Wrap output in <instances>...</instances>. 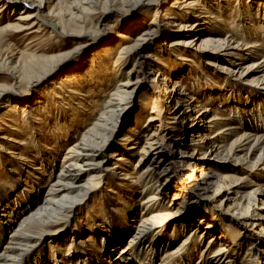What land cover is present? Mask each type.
<instances>
[{"label":"bare ground","instance_id":"bare-ground-1","mask_svg":"<svg viewBox=\"0 0 264 264\" xmlns=\"http://www.w3.org/2000/svg\"><path fill=\"white\" fill-rule=\"evenodd\" d=\"M229 1L240 3L0 0V19H9L0 34L27 38L46 30L72 46L44 57L11 52L0 61L11 80L0 85V101L7 99L0 130L14 132L0 135L1 165L12 177V189L0 188V264H264V0H247L237 7L241 14L226 11ZM141 8L142 17L114 25ZM9 10L18 12L9 17ZM102 26L120 29L100 47L110 65L91 53L85 77L97 82L71 89L80 69L63 72L62 64L91 48ZM201 74L226 83L182 89L181 79ZM149 77L159 91L141 87ZM46 82L42 93L57 100L49 115L71 132L51 152L43 142L22 153L11 116L22 110L25 122L32 111L10 96ZM94 99L100 110L89 118ZM134 99L141 106L126 119ZM39 129L32 126V143H42ZM194 195L215 205L211 214ZM74 216V228L47 230Z\"/></svg>","mask_w":264,"mask_h":264},{"label":"rangeland","instance_id":"rangeland-1","mask_svg":"<svg viewBox=\"0 0 264 264\" xmlns=\"http://www.w3.org/2000/svg\"><path fill=\"white\" fill-rule=\"evenodd\" d=\"M168 2H170V0H167V3ZM238 4H239V6H238ZM237 7L245 9L247 7V0H240V3H235L234 1H229V5H227L226 11L228 13H230V10H231V11H234L235 14H237L239 12L238 11L239 9H237ZM145 11L146 10L144 8H141V9H139L137 11L133 10L130 13V15L124 14L119 19V21L117 20L115 22L114 25L116 26L118 23H120V24H118L119 28L122 25H127L128 22L131 21L132 19H137V18L142 17L143 14L145 13ZM17 12L18 11H14V10L13 11H10V10L7 11V13L9 14L8 15L9 17L10 16L15 17ZM238 14H241V13L239 12ZM159 15H160V13H159ZM7 18L8 17L5 16V17H2V19H0V27L1 26L3 27L4 25H6L8 23L7 21H9V19H7ZM119 28H116L115 30L114 29H111V30H114L113 33H115V32L120 31ZM108 29L109 28L106 27V26L98 27V30H97V32L94 35L95 37L90 41V43L92 44V47L91 48L90 47H83V48L78 49L71 59L67 60L66 63L62 64L63 68H62L61 71H63V70L67 71V70H71V69H76V70L80 69L79 70L80 74H78V75L76 74V76H77V77L75 76L76 77V82L72 83L74 86L72 85L71 89H76V88H79V87L80 88L81 87L89 88L91 81L97 82V81L92 80V79L89 80V78L85 77V71L89 68V67H87L85 69V62L90 57L89 55L91 53L96 54L95 51H97L96 55L102 58L101 62H103L105 66H109L110 65V64L108 65V58H107V55H106L107 53L104 52L105 48H100V47L104 46V44H106V42L110 39V36H112V34H113L112 32H110L111 34L108 33L106 31ZM234 30L236 31V29H234ZM45 31H43L40 34L29 36L27 38L25 36H22V34L21 35L20 34H16V33L12 32V31H9V30L8 31L7 30L3 31L0 34V58H1L0 61L2 62L3 58L7 57V54H10L11 52L14 53V54L18 53V54H23V55L24 54H28L29 55V54L32 53L33 55L44 57V56H50V55L59 54L61 52H65V51H68L69 49H71L72 46H70V45L63 46L61 44V42L58 41L59 39H57V40L56 39H52L50 37L48 31L47 32H45ZM160 38H161V36H160ZM158 40H160L159 37L154 39L153 42L150 43V46L152 47L153 45H155ZM98 48H99V50H98ZM116 49H117V47L111 49V51L113 50L114 53H116ZM188 58H190V57H187V59ZM201 60H202V58H200V61ZM206 60L207 59L202 60L203 66H204V63H206ZM195 62H197V61H195ZM171 67H172V70L178 71V70L175 69V66H172V64H171ZM181 72H184V68L181 69L178 72H175V73L176 74H181ZM52 78L53 77H50V79L48 80L49 83H50ZM206 79L208 80V82L206 81ZM223 80H224L223 77H216V75H213V74L212 75L209 74L208 77H206V76L201 74L200 76H191V78L188 77L186 79H184V78L181 79V81H182V89H184V90H192L193 89V91H196V92H200L202 90H208V89L214 90L216 88V86L217 87L218 86L219 87H223V84L225 85V83H226V81L224 82ZM48 82L41 83L39 86H37L33 90H30L29 92H28V90L22 89V88H21V91H25V90L26 91L25 92H21V91L15 90V91H17V93H12L11 96H10L11 97L10 99H13V100H16L18 102H21L22 104L24 102V104H26V106H29L28 110H30V112L32 111L31 112L32 116L30 115L29 119L25 120V122H23L21 120L22 110H15V113H13L12 116H11L13 121L16 122L18 127L21 128V132L22 133L19 134V137L22 140V147H21L22 153H24V152L27 153L28 151H33V149L35 148V145L38 146V144H39V145L42 146L43 142H46V145H45L46 148L44 147L45 148L44 150L51 152L53 147H54L53 146L54 145L53 142L57 141V138L58 139L60 138V140H61V139H64L66 137V139H67L68 136H69L68 134L71 132L70 129H65L66 130V132H65V130L63 129L64 126L55 125L53 123L52 117L49 115V113L53 110V108L55 106V102L57 100L55 99L53 94L47 93L45 95V94L42 93L43 92L42 90L45 88V84H47ZM10 83H11V80L7 77V75L2 73V69L0 68V85H8L9 86ZM216 84H218V85H216ZM73 87H75V88H73ZM141 87L144 88L145 90H149V91H154V92L159 91L158 87H156L154 84H152L151 77L146 78L145 81H143V83H141ZM134 100H135L134 101L135 104L133 106H131V105L128 106V110H127V113H126L127 114L126 119H128L129 117L133 118L134 112L139 108V106H141L140 104L138 105L137 99H134ZM92 101H94L96 103V105H92L91 103H89V104H87V109L85 110V113H86L87 117H89V118H93V116L95 114H98V111L100 110L99 104H97V103L101 104V101L97 102L98 99H96V100L94 99ZM6 102H7V99H2L0 101V115H2L5 112V110H6L5 107H4L7 104ZM65 108H66V106H65ZM162 111H163L162 112L163 114H166V112H168V110H166V108L165 109L163 108ZM59 112H61V119L64 118L65 115H63V113H65V110L62 111L60 109ZM126 123L124 122V120H123V122L120 123L121 126L119 128V132L117 133L118 137H117L116 140H118L121 137L122 131L124 130V126H125ZM6 124L7 125H11L10 122H6ZM35 124H38V127L40 128L39 131H38V134H40V136L42 137V139H41L42 143L37 142V141L32 143V140H31V137H32L31 136L32 135L31 128H32V126H35ZM54 125H55V127H54ZM48 127L52 128V129H49ZM43 128H45L46 130L43 129ZM4 130H5V134H8V135L14 134V132L13 131H9V129L7 127H2V129L0 130V135L4 133ZM56 130L58 132L59 131L60 132L57 133ZM79 130H82V129L79 128ZM26 133L28 134L27 135L28 137L24 136V135H26ZM56 133H57V135H56ZM58 135H60V136H58ZM48 145H49V147H48ZM7 149H10V147H7ZM63 150H64L63 148L60 149L58 151L57 155L60 156L64 152ZM4 151H3V154L6 156V152L9 151V150H6L5 152ZM31 154H33V153L31 152ZM109 155H110V153H107V158H108ZM176 159H178V155H175V160ZM109 161H110L109 165L113 163L112 160L109 159ZM1 164L2 163H1V160H0V188H1L2 191L6 190V189H9V188L12 189V177L10 176V174L7 171L8 167L4 168V167H2ZM109 167H111V166H109ZM175 170L177 172L179 171L178 169H176L175 166H173L171 171L176 173ZM176 174L179 175L178 173H176ZM178 179H179V177H178ZM186 181L187 180L185 179V183H186ZM43 191H44V189H43ZM194 196L197 198L195 200V202L197 204H199V205L208 204V202L204 201L202 199V197H200L199 195H194ZM95 204H96V208L97 209H101L103 207V204H99V202H97V201H96ZM214 206H215L214 204H213V206H211L210 203H209L208 204V209L205 210V211L203 210L202 212H204L206 214H211V209H213ZM81 210H83V208L80 209V211ZM183 213L187 214L186 212H183ZM210 216H213V215H210ZM18 217H19V215H17L16 218L13 220L14 223L17 220ZM76 217L77 216L72 217L71 219H69L63 225H58V226L57 225H52V227L48 228L47 230L55 231V230H58V229H63L66 226H68L70 228H74L75 221H77ZM219 220H221V218ZM14 223H12L11 226H9V228L6 227V228H8L7 230L5 228V234H7L11 230V228H12ZM231 229L233 231H236V228L234 226L231 227ZM228 232H230V231H228ZM51 239H52V236H51ZM49 240H50V237L46 236L44 238V240L42 241L41 245L46 246L45 243H47ZM66 248L67 247H63V250L66 249ZM157 261H158V259H157ZM157 261L155 262V264L157 263ZM263 263H264V260H263Z\"/></svg>","mask_w":264,"mask_h":264}]
</instances>
